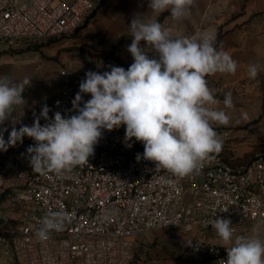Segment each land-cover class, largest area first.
<instances>
[{"label": "built area", "instance_id": "2783aa9c", "mask_svg": "<svg viewBox=\"0 0 264 264\" xmlns=\"http://www.w3.org/2000/svg\"><path fill=\"white\" fill-rule=\"evenodd\" d=\"M98 1L0 0V39L74 34ZM79 84L63 83L50 119L56 112L77 114L72 101ZM219 135L225 139L229 131ZM124 137V126L104 130L88 165L61 174L33 171L29 137L0 151V257L16 264H131L140 237L180 229L194 255L225 264L226 245L216 242L212 220L230 219L234 234L245 226L264 228V155L234 167L213 154L198 173L176 178L152 161H137L143 144L133 138L129 148ZM60 210L67 213L64 230L39 241L42 218Z\"/></svg>", "mask_w": 264, "mask_h": 264}, {"label": "clouds", "instance_id": "9594fccd", "mask_svg": "<svg viewBox=\"0 0 264 264\" xmlns=\"http://www.w3.org/2000/svg\"><path fill=\"white\" fill-rule=\"evenodd\" d=\"M194 3L148 0V7L156 14L170 12L171 18L179 21L190 13ZM129 30L132 38L127 51L133 63L127 70L114 65L103 73L89 70L72 101L77 114L65 117L56 112L50 119L45 104L31 126H13L7 141L4 132L8 129L0 128V151L6 152L29 137L35 141L27 148L33 171L61 174L88 165L103 131L124 126L127 147L132 146L133 138L143 144V154H137V161H152L156 169L176 178L198 173L213 159L223 147L213 124L226 126L230 116L224 109L211 107L219 101L206 77L235 74L237 62L217 48L215 33L173 38L160 22L146 21L140 13L133 15ZM247 72L255 79L259 66L249 65ZM29 83L27 79L17 84L0 78V125L10 119L15 106L25 102L22 93ZM83 94H89L90 99L81 107ZM223 105L225 109L233 107L230 92L225 94ZM41 118L47 121L44 125ZM66 221L63 210L45 215L35 233L37 239L46 241L53 231H63ZM211 227L226 245L225 264H264V240L256 235L233 240L235 230L228 218L217 217ZM258 230L259 226L254 229Z\"/></svg>", "mask_w": 264, "mask_h": 264}, {"label": "crops", "instance_id": "0c3cea01", "mask_svg": "<svg viewBox=\"0 0 264 264\" xmlns=\"http://www.w3.org/2000/svg\"><path fill=\"white\" fill-rule=\"evenodd\" d=\"M136 13L142 14L146 21L160 22L173 38L215 33L217 48L228 52L238 64L235 74L206 77L208 87L219 101L211 107L224 109L230 116L226 126L213 124L218 135L222 129L229 131L228 137H220L223 147L219 153L234 167L264 155V0H195L190 13L179 21H174L167 11L153 13L148 0H101L79 30V46L83 47L64 55L57 49L44 51L22 40L0 39V78L17 84L25 79L30 82L22 93L25 102L15 106L10 119L0 125L8 129L4 132L5 141L13 126L17 129L31 126L45 104L50 107L56 103L66 80L80 83L89 70L103 73L113 65L127 70L133 63L127 51L132 38L129 24ZM252 64L259 66L255 79L249 78L247 72ZM63 69L68 72L67 78L61 75ZM229 92L233 107L225 109L223 100ZM83 98L87 101L90 95L83 94ZM256 228L242 227L233 240L236 236L254 235L264 240V228L259 226L254 231ZM216 242L224 245L221 238ZM188 255L193 259L166 264H220L199 258L190 250Z\"/></svg>", "mask_w": 264, "mask_h": 264}, {"label": "rangeland", "instance_id": "374dc122", "mask_svg": "<svg viewBox=\"0 0 264 264\" xmlns=\"http://www.w3.org/2000/svg\"><path fill=\"white\" fill-rule=\"evenodd\" d=\"M101 1H98L97 6ZM95 11V10H94ZM86 17H90L93 12ZM84 20V23L86 21ZM82 24V26L84 25ZM81 26V27H82ZM80 30V29H79ZM79 30L71 35H59L53 37H44L37 39L21 38L29 43L30 46L40 48L44 51L56 50L59 54L71 52L72 49L83 47L79 46ZM86 51V50H85ZM82 50V53L85 52ZM189 238L180 229H164L151 231L140 237L134 250V258L131 264H166V262H177L183 260H192L189 256ZM0 264H16L14 260L0 257Z\"/></svg>", "mask_w": 264, "mask_h": 264}]
</instances>
